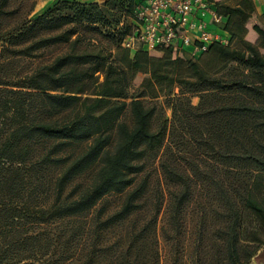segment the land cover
Masks as SVG:
<instances>
[{"label": "trees", "instance_id": "trees-1", "mask_svg": "<svg viewBox=\"0 0 264 264\" xmlns=\"http://www.w3.org/2000/svg\"><path fill=\"white\" fill-rule=\"evenodd\" d=\"M138 1L59 0L31 18L35 0H0V264H161L156 224L164 196L156 189L147 201L144 173L167 128L164 118L153 129L156 106L146 104L142 92H129V79L142 67L161 92L178 82L188 91L240 94L195 116L223 117L230 122L226 129L251 141L230 151L232 161L249 167L232 182L160 159L170 185L160 230L175 252L172 264L181 263L186 206L201 179L213 185L222 227L209 237L215 248L212 243L197 251L199 262L248 264L264 246V206L250 197L244 180L251 168L264 170V55L244 40L247 50L231 47L247 33L246 24L264 37V23L250 0H241L242 9L219 4L228 15L230 44L212 43L197 59L170 46L147 50L137 44L124 53L126 68L112 59L111 49L133 32L109 9L124 8L132 17ZM106 13L114 27L103 33L95 25L109 23ZM97 36L108 48L87 51L86 42ZM56 45L66 47L45 62L19 66ZM231 63L251 70V79L225 80L221 73ZM185 68L192 74L184 78ZM127 111L129 123L123 120ZM239 122L245 128L234 130ZM113 195L118 203L108 204ZM250 222L256 227L244 226Z\"/></svg>", "mask_w": 264, "mask_h": 264}, {"label": "rangeland", "instance_id": "rangeland-1", "mask_svg": "<svg viewBox=\"0 0 264 264\" xmlns=\"http://www.w3.org/2000/svg\"><path fill=\"white\" fill-rule=\"evenodd\" d=\"M35 1L37 4L38 0ZM47 8H49L48 5L38 7L31 13L30 17H36L47 10ZM123 9H109V12L115 14V19L122 21L124 25L130 27L131 32H134L136 29L135 22L128 12H125ZM106 18L108 19V24L97 23L95 25L103 33L110 30L111 25L114 27L113 16L106 13ZM121 26L120 24L119 28ZM244 26L247 33L241 38L234 39L231 47L247 50L243 44L244 40L264 55V37L256 33L248 24ZM105 42L106 40L103 37L97 36L96 40L86 42V50L92 51L104 47L108 48V45L104 46V44H107ZM123 46L121 43L119 46L112 47L111 56L113 60L122 63L127 68L128 62L123 59V56L128 49ZM65 47L60 45L52 46L40 58L21 61L18 64L19 66L23 64V67H26L45 62L55 54L60 53ZM152 54L161 56V52H152ZM186 58L189 57L186 56ZM145 71V67H142L140 72L135 73L129 79V92L133 94L142 92L144 95L142 98L145 103L156 106V114H154L151 122L153 129L157 128L162 119L166 118L167 129L161 145L162 147H160V150L154 157L150 158L149 161L147 160L144 174L148 177L150 184L148 194H146L147 201L153 200L156 189L163 192V203L156 224L158 246H160V263L172 264L175 252L170 250L171 247L167 244L160 230L162 226H166L167 222L168 192L170 189V185L166 182L159 167L160 159L177 161V165L183 170L195 171L196 168H199L201 171L212 173L216 178H224L226 181L231 180L232 182L239 180L249 167L246 168L243 163L232 161L229 157L230 151L231 149L238 150L241 144H249L251 141H248L243 132L233 133V127L226 129V126L230 122L227 124L223 117L206 118L204 116H195L197 114L201 115L206 110L214 108V106L230 102L233 99L238 100L241 96L240 94L233 93L229 89L188 91L187 85H181L178 82L161 92L158 90V87H154L148 83L149 74ZM181 74L185 78L192 73L188 68H185L181 71ZM221 76L227 81H235V79L246 77L251 79L252 77L251 70L245 69L239 63H231L221 73ZM129 113L127 111L123 115V120L128 123L130 122ZM241 124L240 122L235 124L234 127L236 128L234 130L240 131L244 129L245 127H242ZM259 133V140L263 142L264 132ZM225 175L229 177H223ZM244 180L248 182L250 197L261 206H264V170H254L251 168L247 178H244ZM118 197V195L108 197L107 203L111 205L117 204L119 201ZM194 197L186 206L187 215H185L183 222L185 233H181V246L178 254L180 264H201L199 262L201 256L197 251L200 249L199 251L203 252L205 249H208V244L212 243L215 248L214 238L210 239L209 237L218 228L222 227V221L216 213L219 207L213 185L207 180H199V183L195 187ZM244 226L251 229L255 224L250 222ZM260 228L259 225V235L263 237V231ZM202 238L203 240L200 241Z\"/></svg>", "mask_w": 264, "mask_h": 264}, {"label": "built area", "instance_id": "built-area-1", "mask_svg": "<svg viewBox=\"0 0 264 264\" xmlns=\"http://www.w3.org/2000/svg\"><path fill=\"white\" fill-rule=\"evenodd\" d=\"M131 12L136 29L122 41L130 51L137 44L147 50L170 46L197 59L212 43L231 41L232 32L225 27L228 15L220 12L216 0H139Z\"/></svg>", "mask_w": 264, "mask_h": 264}, {"label": "crops", "instance_id": "crops-1", "mask_svg": "<svg viewBox=\"0 0 264 264\" xmlns=\"http://www.w3.org/2000/svg\"><path fill=\"white\" fill-rule=\"evenodd\" d=\"M59 0H38L36 4V8L44 7V5H48V7L52 6ZM67 1H77L81 3H101L104 0H67ZM218 4L222 5L223 7L235 8V9H242L240 3L241 0H216ZM254 7V14L259 21L264 23V0H250ZM258 203V202H257ZM248 264H264V246L259 248L257 252L251 257Z\"/></svg>", "mask_w": 264, "mask_h": 264}]
</instances>
